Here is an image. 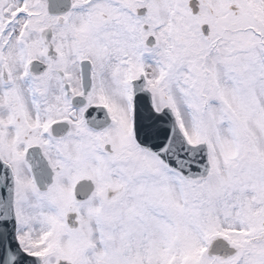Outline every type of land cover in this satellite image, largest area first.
Here are the masks:
<instances>
[{"label":"snow or ice","instance_id":"snow-or-ice-1","mask_svg":"<svg viewBox=\"0 0 264 264\" xmlns=\"http://www.w3.org/2000/svg\"><path fill=\"white\" fill-rule=\"evenodd\" d=\"M0 264H264V0H0Z\"/></svg>","mask_w":264,"mask_h":264}]
</instances>
